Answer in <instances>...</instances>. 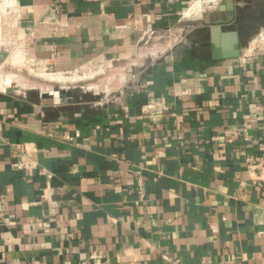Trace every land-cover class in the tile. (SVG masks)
Wrapping results in <instances>:
<instances>
[{"label": "crops", "instance_id": "1", "mask_svg": "<svg viewBox=\"0 0 264 264\" xmlns=\"http://www.w3.org/2000/svg\"><path fill=\"white\" fill-rule=\"evenodd\" d=\"M201 1L0 0V264H264V0Z\"/></svg>", "mask_w": 264, "mask_h": 264}, {"label": "built area", "instance_id": "2", "mask_svg": "<svg viewBox=\"0 0 264 264\" xmlns=\"http://www.w3.org/2000/svg\"><path fill=\"white\" fill-rule=\"evenodd\" d=\"M60 14H61V10L59 6H54L49 16V20L58 24ZM0 144H2L1 137H0ZM247 168L249 172L254 174L256 184L259 187H263L264 186V154L258 156H250L247 159ZM138 189L141 195L145 196V181L143 178L138 179Z\"/></svg>", "mask_w": 264, "mask_h": 264}, {"label": "rangeland", "instance_id": "3", "mask_svg": "<svg viewBox=\"0 0 264 264\" xmlns=\"http://www.w3.org/2000/svg\"><path fill=\"white\" fill-rule=\"evenodd\" d=\"M208 1H210V0H203V1H201V2H198L195 6H198V5H201V11L199 12L200 14H201V12H202V10H203V8L204 7H207L208 5H209V3L210 2H208ZM195 6H194V8H195ZM194 18V17H193ZM85 72H80V73H76V72H72V73H70V74H62L63 76H65V77H69V78H72V77H75V76H80V77H84L86 80L87 79H90V78H95L96 76H97V72H91V73H86V74H84ZM45 74H47V73H45V72H40V71H37V73H36V75H38V76H40L39 78H41V79H43V80H51L50 78V76H48V75H45ZM98 74H99V72H98ZM51 75H56L57 76V74H51ZM100 75V74H99ZM106 76V75H105ZM105 76H103V77H101V78H104ZM50 77V78H49ZM111 78V77H110ZM112 79V78H111ZM110 79V80H111ZM52 81H55V80H53L52 79ZM87 81H90V80H87ZM112 81V80H111ZM56 82V81H55ZM58 82V81H57ZM79 82V81H78ZM91 82V81H90Z\"/></svg>", "mask_w": 264, "mask_h": 264}, {"label": "bare ground", "instance_id": "4", "mask_svg": "<svg viewBox=\"0 0 264 264\" xmlns=\"http://www.w3.org/2000/svg\"><path fill=\"white\" fill-rule=\"evenodd\" d=\"M205 1V0H204ZM209 2V1H208ZM200 10H201V8H199ZM195 11H197L196 9H193L191 12H195ZM197 12H199V11H197ZM197 14V13H196ZM195 14V15H196ZM199 14V13H198ZM25 58V57H24ZM45 75H47V74H45ZM49 76V75H48ZM51 77V78H50ZM49 78L52 80H55V81H62V82H70V81H80V80H83L84 78H82V77H79V76H76V77H74L73 79H70V80H68V79H66V78H64V77H61V75H54V76H50Z\"/></svg>", "mask_w": 264, "mask_h": 264}, {"label": "water", "instance_id": "5", "mask_svg": "<svg viewBox=\"0 0 264 264\" xmlns=\"http://www.w3.org/2000/svg\"><path fill=\"white\" fill-rule=\"evenodd\" d=\"M238 46L236 45V47H235V52H232L231 54H229L227 57H237L238 56V52H236V51H238ZM216 57H218V58H221L222 57V53L219 51V50H217L216 51Z\"/></svg>", "mask_w": 264, "mask_h": 264}]
</instances>
